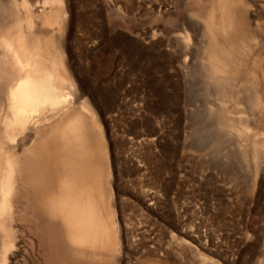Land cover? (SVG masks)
Wrapping results in <instances>:
<instances>
[{"label": "rangeland", "instance_id": "rangeland-1", "mask_svg": "<svg viewBox=\"0 0 264 264\" xmlns=\"http://www.w3.org/2000/svg\"><path fill=\"white\" fill-rule=\"evenodd\" d=\"M209 2L64 0L67 58L88 121L98 112L115 241L76 248L60 223L50 232L15 197L6 264H264V0L235 13L241 43L221 36L239 73L227 95L207 61ZM224 112L235 128L248 122L247 133L226 131Z\"/></svg>", "mask_w": 264, "mask_h": 264}, {"label": "bare ground", "instance_id": "bare-ground-1", "mask_svg": "<svg viewBox=\"0 0 264 264\" xmlns=\"http://www.w3.org/2000/svg\"><path fill=\"white\" fill-rule=\"evenodd\" d=\"M210 2L207 61L212 75L221 72L219 93L227 95L239 73L236 57L221 54L228 48L221 36L227 34L232 49L243 41L232 29L245 4ZM65 6L64 0H0V264L14 247L5 228L15 197L29 199L50 232L61 224L76 248L110 250L115 241L105 205L98 112L90 109L88 121L90 101L67 58ZM255 88L249 90L252 109L261 106ZM223 118L225 130L237 129L238 138L249 130L245 120L235 128L227 113Z\"/></svg>", "mask_w": 264, "mask_h": 264}]
</instances>
